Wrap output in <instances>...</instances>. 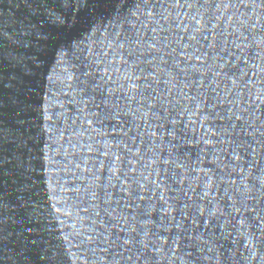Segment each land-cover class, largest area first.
Here are the masks:
<instances>
[{
    "label": "water",
    "instance_id": "water-1",
    "mask_svg": "<svg viewBox=\"0 0 264 264\" xmlns=\"http://www.w3.org/2000/svg\"><path fill=\"white\" fill-rule=\"evenodd\" d=\"M0 264H264V0H0Z\"/></svg>",
    "mask_w": 264,
    "mask_h": 264
}]
</instances>
